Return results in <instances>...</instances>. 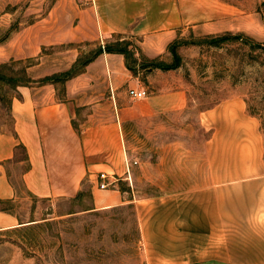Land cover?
Returning a JSON list of instances; mask_svg holds the SVG:
<instances>
[{
    "label": "crops",
    "instance_id": "crops-1",
    "mask_svg": "<svg viewBox=\"0 0 264 264\" xmlns=\"http://www.w3.org/2000/svg\"><path fill=\"white\" fill-rule=\"evenodd\" d=\"M97 1L101 31L135 35L148 49L168 45L179 29L211 28L213 23L204 14L218 10L211 7L212 0ZM191 14L194 19H189ZM46 39L45 43L55 42ZM147 71L143 82L141 71L129 69L123 54L105 52L65 81L18 85L11 100L13 123L10 128L0 126V198L18 199L13 167L24 163L22 184L33 197L72 200L87 191L95 208L131 202L117 183L101 188L99 182L101 172L133 180L134 164L128 176L131 160L124 144L127 123L146 118L151 138L169 131L179 122L177 115L189 107L186 87L162 80L161 69ZM131 89L147 93L136 98ZM199 123L209 134L200 161H194V181L179 186L166 183L162 203L155 205L158 208L143 225L148 260L156 250L145 238L151 236L148 228L156 225L165 229L167 239L163 260L155 256L163 264H184L189 238L195 239L196 263L264 264V134L259 119L249 113L242 95L233 94L203 108ZM171 151L164 150L154 161L158 172L163 164L162 172L167 174L171 161L177 164L178 158L176 172L180 178L187 176L188 158ZM151 168L149 161L152 179ZM185 181L188 178L176 184ZM21 223L16 213L0 210V231ZM177 238L184 248L172 242Z\"/></svg>",
    "mask_w": 264,
    "mask_h": 264
},
{
    "label": "rangeland",
    "instance_id": "rangeland-1",
    "mask_svg": "<svg viewBox=\"0 0 264 264\" xmlns=\"http://www.w3.org/2000/svg\"><path fill=\"white\" fill-rule=\"evenodd\" d=\"M210 3L218 9L204 14L205 20L213 23L211 28L198 25L179 29L168 45L148 49L135 35L101 31L97 0H0V65H6L4 73L15 76L19 85H37L47 73L67 71L100 49L105 53L109 45L117 48L122 43L128 50V63L135 71H141L143 82L147 69L158 68L162 70V80L189 91V107L177 115L175 119L179 122L169 131L150 138L146 118L127 123L124 144L134 164L133 180L115 175V184L127 191L131 202L95 208L87 191L72 200L33 197L21 180L25 164L14 166L12 181L18 187L19 197L16 201H0V208L16 213L23 223L0 231V264H163L155 256L163 260L165 229L158 230L156 225L148 228L151 236L145 239L156 250L148 260L143 225L158 208L155 205L162 203L168 192L162 188L166 183L179 186L194 181V161H200L209 134L199 123L200 111L221 98L242 95L249 113L259 119L264 134V0ZM189 17L194 19L195 15ZM235 35L239 37L236 39ZM217 36L226 38L219 46L212 45L210 37ZM46 37L54 38L55 42L45 43ZM173 43L179 65L162 68L157 64L172 65L175 61L170 50ZM153 55L156 57H150ZM152 61L157 64H151ZM12 83L0 81V126L6 128L13 123L11 100L17 94V86ZM166 149L181 151L188 158L189 174L185 177L189 182L176 184L185 180V174L181 179L176 172L180 169L178 158L177 164L171 161L167 174L162 172L163 164L161 173L158 172L154 161ZM23 155L22 152L20 156ZM149 161L152 179L148 176ZM172 242L184 248L179 246V238ZM194 243L195 239H188V258L184 264H199L195 262Z\"/></svg>",
    "mask_w": 264,
    "mask_h": 264
},
{
    "label": "trees",
    "instance_id": "trees-1",
    "mask_svg": "<svg viewBox=\"0 0 264 264\" xmlns=\"http://www.w3.org/2000/svg\"><path fill=\"white\" fill-rule=\"evenodd\" d=\"M239 36L238 35H235L234 36V38H238ZM211 39H210V43L212 44V45H215V46H219V43H220V41H222V40H224L226 37H219V36H217V37H210ZM121 42H123V41H121ZM120 44H122V43H119L118 45H119V47H113V45H109L107 48H105V51H107V52H116V53H121V54H123L124 56H125V58H126V61L129 59L128 58V50H127V47H124V45H120ZM117 45V46H118ZM170 50L173 52V54H174V56H175V58H174V63L172 64V65H169L168 63H163V62H161V63H155V61H152L153 63H151V64H157V65H159L160 67H162V68H171V66H174V67H177L178 65H179V62H178V58L176 57V46H175V44L173 43V44H171L170 45ZM101 53H103V50L102 49H100L99 50V52H97V53H95L93 56H90L89 58H87L86 60H84V61H82V62H80L79 64L77 63V64H75V66H73V67H71L69 70H67V71H64V72H61V73H59V72H57V73H54V74H52V75H48V76H45V77H43V78H40L38 81L40 82V83H46V82H57V81H65V80H67V79H69V78H72L73 76H75V75H77V74H79L84 68H85V66L87 65V64H89L91 61H93L98 55H100ZM126 65H127V67L129 68V69H131V70H133V71H135L134 69L135 68H133L129 63H128V61H127V63H126ZM6 65L5 64H1L0 65V81H6V82H13L12 84L13 85H15V86H18L20 83H18L19 81H17V79H16V77L15 76H13V75H11V76H8L7 74H5L4 73V71H3V68L5 67ZM25 79V78H24ZM23 84H27V81H26V83H23ZM85 191H80L79 192V197L80 196H82V195H84L85 193H84ZM3 199H1L0 198V201H2ZM0 210H3V209H1L0 208Z\"/></svg>",
    "mask_w": 264,
    "mask_h": 264
},
{
    "label": "built area",
    "instance_id": "built-area-1",
    "mask_svg": "<svg viewBox=\"0 0 264 264\" xmlns=\"http://www.w3.org/2000/svg\"><path fill=\"white\" fill-rule=\"evenodd\" d=\"M130 95L136 98H141L146 95V90H135L131 89L129 91ZM132 162L128 161V176L130 175V167H131ZM117 178L115 177L114 174H110L108 172H101L99 174V182H100V187L101 188H109L110 186H113L116 182Z\"/></svg>",
    "mask_w": 264,
    "mask_h": 264
}]
</instances>
